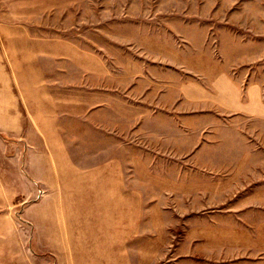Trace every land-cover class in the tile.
Instances as JSON below:
<instances>
[{"label": "rangeland", "instance_id": "rangeland-1", "mask_svg": "<svg viewBox=\"0 0 264 264\" xmlns=\"http://www.w3.org/2000/svg\"><path fill=\"white\" fill-rule=\"evenodd\" d=\"M0 264H264V0H0Z\"/></svg>", "mask_w": 264, "mask_h": 264}, {"label": "crops", "instance_id": "crops-1", "mask_svg": "<svg viewBox=\"0 0 264 264\" xmlns=\"http://www.w3.org/2000/svg\"><path fill=\"white\" fill-rule=\"evenodd\" d=\"M122 211L118 210V213H119V215H121L120 217H125L126 214H125V212H122ZM121 225L123 226V230H126V220L125 219L124 220H119V226H121ZM123 233H126V232H123ZM118 243H126V236L124 235L123 236V241H118Z\"/></svg>", "mask_w": 264, "mask_h": 264}]
</instances>
